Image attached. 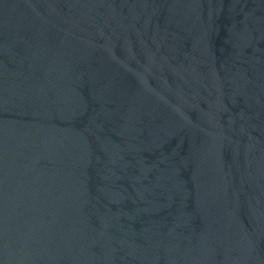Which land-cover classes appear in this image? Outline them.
Here are the masks:
<instances>
[{
	"label": "water",
	"instance_id": "obj_1",
	"mask_svg": "<svg viewBox=\"0 0 264 264\" xmlns=\"http://www.w3.org/2000/svg\"><path fill=\"white\" fill-rule=\"evenodd\" d=\"M0 264H264V0H0Z\"/></svg>",
	"mask_w": 264,
	"mask_h": 264
}]
</instances>
